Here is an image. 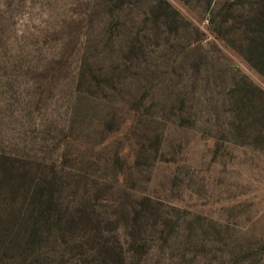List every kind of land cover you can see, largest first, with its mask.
I'll use <instances>...</instances> for the list:
<instances>
[{
  "label": "rangeland",
  "instance_id": "obj_1",
  "mask_svg": "<svg viewBox=\"0 0 264 264\" xmlns=\"http://www.w3.org/2000/svg\"><path fill=\"white\" fill-rule=\"evenodd\" d=\"M256 14L0 0V194L43 184L123 264H264V73L240 51Z\"/></svg>",
  "mask_w": 264,
  "mask_h": 264
},
{
  "label": "trees",
  "instance_id": "obj_2",
  "mask_svg": "<svg viewBox=\"0 0 264 264\" xmlns=\"http://www.w3.org/2000/svg\"><path fill=\"white\" fill-rule=\"evenodd\" d=\"M254 17L261 28L252 33L251 38L245 36V47L242 49L240 44V51L264 73V18L258 14ZM253 59L261 62V66L254 64ZM34 185L27 191L15 190L6 196L0 194V202L6 200L7 208L5 213L0 212V222L4 223L0 229V264H81V261L98 257L105 264H123L119 245L97 240L88 246L89 235L82 236L71 226V221L80 217L81 212L72 213L56 207L54 194L39 182ZM253 251L264 255V243ZM65 256L75 260L63 261Z\"/></svg>",
  "mask_w": 264,
  "mask_h": 264
}]
</instances>
